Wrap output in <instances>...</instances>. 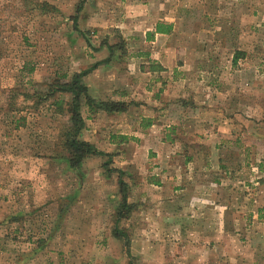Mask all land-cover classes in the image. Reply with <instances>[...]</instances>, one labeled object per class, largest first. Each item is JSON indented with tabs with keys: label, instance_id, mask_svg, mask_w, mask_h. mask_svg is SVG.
<instances>
[{
	"label": "rangeland",
	"instance_id": "obj_1",
	"mask_svg": "<svg viewBox=\"0 0 264 264\" xmlns=\"http://www.w3.org/2000/svg\"><path fill=\"white\" fill-rule=\"evenodd\" d=\"M95 64L89 96L125 110L82 107L111 163L74 169L50 90ZM260 165L264 0H0V264H264Z\"/></svg>",
	"mask_w": 264,
	"mask_h": 264
},
{
	"label": "trees",
	"instance_id": "obj_2",
	"mask_svg": "<svg viewBox=\"0 0 264 264\" xmlns=\"http://www.w3.org/2000/svg\"><path fill=\"white\" fill-rule=\"evenodd\" d=\"M46 5V4H45ZM76 19H74V24ZM171 26L163 23H157L155 26L154 33L157 34H169L171 32ZM150 39V34H147V40ZM113 46L108 47L109 57L102 63L109 61L110 55L113 53ZM241 52H236L233 58V64L240 58ZM97 64L93 65L88 70L82 71L78 74H73L66 83L56 82L51 86V95L60 94L62 96L69 97V100L63 99H53L51 105L54 107L55 111L60 114H68L69 125L64 128V130L59 135V147L60 153L55 154L60 160H65L70 168H78L84 159L92 156L106 157V162L103 164L107 167L111 163V157L104 152L98 151L93 145L84 141L81 138L82 130L85 127V121L81 114V109L83 106L87 108V111L92 114L97 111H107V112H123L125 110V105L118 102H97L93 100L87 91L86 86L81 83V79L87 75L92 69H95ZM26 69V68H25ZM33 69H29L31 72ZM53 97V96H52ZM51 97V98H52ZM45 99L48 101L50 99L49 95H45ZM41 101V99H38ZM22 121V122H21ZM25 118L20 117L16 124L17 126L21 123L24 124ZM260 171L264 172V166H259ZM109 172L118 173V192L120 195V202L117 208L116 221H120L128 217V213L131 211V206L128 204V191L129 187L127 183L123 180V172L119 170H108ZM258 220L264 218L263 212L264 208L258 209Z\"/></svg>",
	"mask_w": 264,
	"mask_h": 264
},
{
	"label": "crops",
	"instance_id": "obj_3",
	"mask_svg": "<svg viewBox=\"0 0 264 264\" xmlns=\"http://www.w3.org/2000/svg\"><path fill=\"white\" fill-rule=\"evenodd\" d=\"M157 23H158V22L153 23V24L150 26V28H147V29L143 32V37H144V41H145V42H146V41H149L150 43H154L155 41L158 40L159 37L167 36V34L165 35V34H157V33H154V31H155V26H156ZM168 25L171 26L170 23H169ZM147 34H148V36H149V34H150V40H147V38H146Z\"/></svg>",
	"mask_w": 264,
	"mask_h": 264
}]
</instances>
